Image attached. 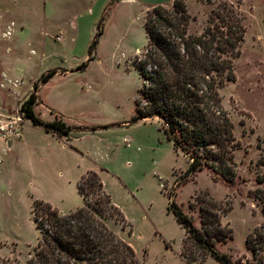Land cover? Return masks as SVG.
<instances>
[{
  "label": "rangeland",
  "instance_id": "1",
  "mask_svg": "<svg viewBox=\"0 0 264 264\" xmlns=\"http://www.w3.org/2000/svg\"><path fill=\"white\" fill-rule=\"evenodd\" d=\"M222 1L239 11L246 30L232 60L235 80L219 91L233 124L231 185L208 168L177 182L187 157L173 148L157 119L131 122L141 86L134 60L147 43L145 13L170 7L172 0H0V116L6 121L20 114L46 71L62 74L87 61L104 19L86 69L55 75L39 92L36 113L44 121H52V110L60 114L70 138L49 135L23 117L13 125L16 136L0 135V258L25 264L39 238L32 202L49 203L61 214L81 207L76 183L93 170L129 224L109 220L108 228L134 249L139 264H186L184 230L167 210V195L196 226L198 196L228 209L220 222L229 237L215 247L233 264H256L246 237L264 225V182L257 180L264 173V0H186L189 33L200 34ZM8 28L10 36L3 38ZM206 264L218 263L208 258Z\"/></svg>",
  "mask_w": 264,
  "mask_h": 264
},
{
  "label": "trees",
  "instance_id": "2",
  "mask_svg": "<svg viewBox=\"0 0 264 264\" xmlns=\"http://www.w3.org/2000/svg\"><path fill=\"white\" fill-rule=\"evenodd\" d=\"M103 20L88 48V59L76 68L77 72L84 71L93 59ZM191 21L186 0H172L170 7L157 5L145 13L147 43L134 60L141 86L131 122L157 119L173 148L187 157L188 167L177 182L184 184L196 172L208 168L218 174L214 178L231 185L236 177L232 165L233 124L222 107L219 91L226 82L235 80L232 60L239 54L246 30L242 15L225 1L211 10L200 34L189 33ZM60 71L48 70L33 83L20 113L32 126L67 139L72 129L62 116L51 111L54 119L45 122L34 111L40 86ZM257 180L264 182V173ZM76 188L83 206L67 214L43 201L32 202V221L39 238L25 264H139L134 249L108 228L109 220L122 227L129 224L104 190L99 175L88 171ZM167 199L168 212L184 230L181 258L186 264H206L208 258L218 264H233L215 247L216 241L229 237L230 230L220 222L228 209L198 196L200 226H196L172 195ZM262 210L264 213V204ZM246 246L256 264H264V225L246 237ZM0 264L18 263L0 258Z\"/></svg>",
  "mask_w": 264,
  "mask_h": 264
},
{
  "label": "crops",
  "instance_id": "3",
  "mask_svg": "<svg viewBox=\"0 0 264 264\" xmlns=\"http://www.w3.org/2000/svg\"><path fill=\"white\" fill-rule=\"evenodd\" d=\"M12 24L13 23H11V26H12ZM10 31H9V28L5 31V32H2V34H1V36L3 37V38H5V37H8V36H10ZM77 68V67H76ZM76 68H74V69H71V70H68V69H64V70H66V72L65 73H57V74H55V75H64V76H68V75H71L72 73H76L77 71H76ZM0 74L1 75H4V73H2L1 71H0ZM54 75V76H55ZM53 76V77H54ZM4 77V76H3ZM49 82V81H48ZM46 84V83H45ZM44 85V84H43ZM43 85H41L40 86V88H39V91H38V93H37V95H38V103L35 105V107H34V111H35V114L40 118V115H38L37 113H36V107L40 104V100H39V92H40V89H41V87L43 86ZM1 86H3V84L2 83H0V87ZM30 94V93H29ZM28 94V95H29ZM28 97V96H27ZM53 111V110H52ZM54 112V111H53ZM56 113V112H55ZM56 114H58V113H56ZM58 115H60V114H58ZM61 116V115H60ZM6 115L5 114H3V115H1L0 116V124H2V125H4L5 123H7V121H6ZM63 118V117H62ZM41 119V118H40ZM53 119H54V116H53ZM52 119V120H53ZM42 120V119H41ZM28 121V120H27ZM42 121H44V120H42ZM45 122H50V121H45ZM45 132V131H44ZM46 133V132H45ZM47 134H49V135H52V136H56L55 134H52V133H47ZM70 136H71V134H70ZM70 136L67 138V139H69L70 138ZM58 137V136H57ZM3 138V137H2ZM58 138H60V137H58ZM88 171H93V170H87V171H85V172H83V173H81L80 174V176H79V179H78V181L80 180V178L85 174V173H87ZM102 171H104L102 168L100 169V171L99 172H102ZM98 175H99V173L97 172V171H95ZM99 177H100V175H99ZM100 180H101V182H102V179H101V177H100ZM78 181H77V183H78ZM77 183H76V187H77ZM102 184H103V182H102ZM103 186H104V184H103ZM104 190H105V187H104ZM76 191H77V188H76ZM106 191V190H105ZM77 193H78V191H77ZM79 195V194H78ZM80 196V195H79ZM81 197V196H80ZM111 197V196H110ZM81 199H82V197H81ZM112 200V199H111ZM83 201V200H82ZM113 202V201H112ZM49 204V203H48ZM83 206V205H82ZM77 209V208H76ZM76 209H74V210H76ZM74 210H70L69 212H72V211H74ZM68 212V213H69ZM67 214V213H66Z\"/></svg>",
  "mask_w": 264,
  "mask_h": 264
},
{
  "label": "built area",
  "instance_id": "4",
  "mask_svg": "<svg viewBox=\"0 0 264 264\" xmlns=\"http://www.w3.org/2000/svg\"><path fill=\"white\" fill-rule=\"evenodd\" d=\"M19 111H20V109H19ZM17 113H18L17 116H14L12 120H10V119L7 120V122H9V124H7V125L0 124V135L2 136V134H3L2 137L4 139L12 137L13 135H15V136L17 135V134H15V130L13 129L14 128L13 125L18 124L19 122H22L21 113L19 114L18 111H17ZM4 133H5V135H4Z\"/></svg>",
  "mask_w": 264,
  "mask_h": 264
}]
</instances>
